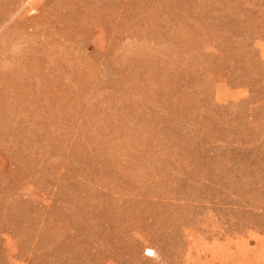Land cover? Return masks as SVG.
Instances as JSON below:
<instances>
[{
    "label": "rangeland",
    "instance_id": "1",
    "mask_svg": "<svg viewBox=\"0 0 264 264\" xmlns=\"http://www.w3.org/2000/svg\"><path fill=\"white\" fill-rule=\"evenodd\" d=\"M0 264H264V0H0Z\"/></svg>",
    "mask_w": 264,
    "mask_h": 264
}]
</instances>
